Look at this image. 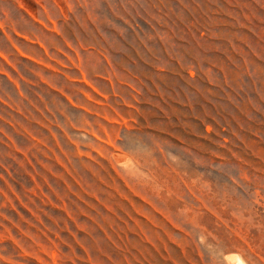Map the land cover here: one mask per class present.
I'll return each instance as SVG.
<instances>
[{
	"label": "rangeland",
	"instance_id": "obj_1",
	"mask_svg": "<svg viewBox=\"0 0 264 264\" xmlns=\"http://www.w3.org/2000/svg\"><path fill=\"white\" fill-rule=\"evenodd\" d=\"M228 257L264 264V0H0V264Z\"/></svg>",
	"mask_w": 264,
	"mask_h": 264
},
{
	"label": "crops",
	"instance_id": "obj_2",
	"mask_svg": "<svg viewBox=\"0 0 264 264\" xmlns=\"http://www.w3.org/2000/svg\"><path fill=\"white\" fill-rule=\"evenodd\" d=\"M106 70L108 71V68L107 67H106ZM127 76L130 77L131 81L133 80V77H132V75H131L130 72H129V74ZM108 81H109L110 87L113 88L115 82L112 81L111 79H108ZM131 81H130V83H126L125 84V87H126L127 90H129V94L133 97V95L135 96V94L133 93V89L131 88ZM114 95H115V93H114Z\"/></svg>",
	"mask_w": 264,
	"mask_h": 264
},
{
	"label": "bare ground",
	"instance_id": "obj_3",
	"mask_svg": "<svg viewBox=\"0 0 264 264\" xmlns=\"http://www.w3.org/2000/svg\"><path fill=\"white\" fill-rule=\"evenodd\" d=\"M228 258H229L228 260L230 261V263H232L231 260H233V259H231L230 257H228ZM234 258H235V257H234ZM230 259H231V260H230ZM227 262H228V261H227ZM233 262H234V261H233ZM230 263H229V264H230ZM232 264H233V263H232ZM235 264H241V263H240L239 261L236 260V261H235Z\"/></svg>",
	"mask_w": 264,
	"mask_h": 264
}]
</instances>
